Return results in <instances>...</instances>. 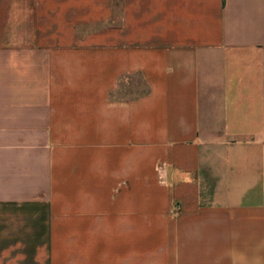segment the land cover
I'll list each match as a JSON object with an SVG mask.
<instances>
[{"label": "crops", "instance_id": "0c3cea01", "mask_svg": "<svg viewBox=\"0 0 264 264\" xmlns=\"http://www.w3.org/2000/svg\"><path fill=\"white\" fill-rule=\"evenodd\" d=\"M0 264H264V0H0Z\"/></svg>", "mask_w": 264, "mask_h": 264}, {"label": "rangeland", "instance_id": "374dc122", "mask_svg": "<svg viewBox=\"0 0 264 264\" xmlns=\"http://www.w3.org/2000/svg\"><path fill=\"white\" fill-rule=\"evenodd\" d=\"M138 92H139V89H138Z\"/></svg>", "mask_w": 264, "mask_h": 264}]
</instances>
